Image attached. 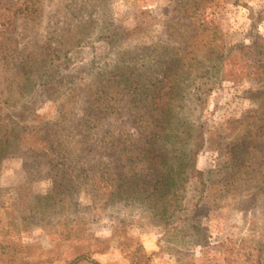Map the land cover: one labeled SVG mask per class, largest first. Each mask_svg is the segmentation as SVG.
Masks as SVG:
<instances>
[{"label":"rangeland","instance_id":"rangeland-1","mask_svg":"<svg viewBox=\"0 0 264 264\" xmlns=\"http://www.w3.org/2000/svg\"><path fill=\"white\" fill-rule=\"evenodd\" d=\"M25 1L0 0V102L8 101L0 114L12 118L34 103L31 119L20 123V149L0 158V240L21 242L35 254L53 251L56 264H69L77 251L62 241L63 230L79 224L113 239L106 254L94 257L100 264H132L137 247L149 264H264V138L254 142L244 124L233 122L264 120V79L234 83L223 76V63L239 46L264 44V0H31L37 12L31 6L15 15ZM115 34L111 45L101 40ZM161 62L162 69L200 64L169 72L197 81L184 89L182 113L207 139L197 162L205 188L193 178L185 191L188 233H169L141 202L120 201L91 183L50 198L54 143L71 152L66 164L80 161L69 175L89 166L92 175L115 162L117 151L103 148L118 141V128L134 146L144 145L140 138L156 124L158 102L141 98L151 99L155 88L160 94ZM51 75L63 80L57 91L46 88ZM115 81L118 113L98 103ZM17 96H24L18 105L11 101ZM91 132L97 135L87 138ZM104 132L112 134L101 143ZM162 143L154 142L151 158L168 156L171 147ZM123 232L129 240L115 237Z\"/></svg>","mask_w":264,"mask_h":264},{"label":"trees","instance_id":"trees-1","mask_svg":"<svg viewBox=\"0 0 264 264\" xmlns=\"http://www.w3.org/2000/svg\"><path fill=\"white\" fill-rule=\"evenodd\" d=\"M31 2V0H26L23 5L16 7L14 14L22 15V13L30 11L32 7V11L37 12ZM114 38L117 40V34L101 36V40L108 42L110 45L114 43ZM193 53L194 50L191 49L190 51H184L182 55L187 57ZM26 64L21 63V72H26ZM194 66H200V64H190L189 66L181 62L178 67L167 66L162 69L161 62V78L156 79L160 86V94L157 96V89L155 88L150 93L151 99L141 98V103L148 101V103L157 104L158 102V108L152 112V116L156 117V124L146 132L145 138H140V141L144 140L146 142L144 145L136 147L133 145L135 141L132 136L127 132H122L123 128H118V141L111 142L107 144V148H103L107 153L112 150L117 151L115 162L102 163L100 169L92 175L89 173L90 166L88 168L81 167L76 174L69 175L68 173L72 169L79 168L80 161L74 166L72 163L66 164L69 159L68 155L71 152L63 150L66 148L64 144L56 146V143H54V147L50 151L53 154L49 158L51 162L49 173L53 183L52 194L49 197L69 195L72 191L82 190L84 186L89 187L91 183L95 187V191H98L100 187H104L110 191L111 197H116L120 201L141 202L155 216L161 218V221L168 228H171L169 233L177 232L183 235L188 233L187 226L192 220V216L185 207V191L187 184L193 178L197 179L201 186L205 188L206 174L198 170L197 162L200 153L207 145V139L203 127L186 119L182 113L185 100L184 89L196 84L197 81H190L184 76H177V72L170 76L169 72L177 68L181 71L186 67L192 68ZM55 69L52 68L51 70L54 72ZM31 70H34L32 66L30 67ZM51 76L53 79L46 85V88L49 91H57L58 87L63 85V80L58 81L53 75ZM223 76L234 83H242L246 77H253L256 80L264 79V44L256 41L251 46H239L237 53L229 56L223 63ZM152 80L153 77L150 76L148 78L150 84L153 83ZM117 87L118 82L115 81L113 86H109L110 92L106 93L107 89L105 88L98 97L100 107L105 108L106 111L116 113L122 111L116 102L113 104V101L119 97ZM23 98L24 96H17L11 98V101L18 105ZM6 103L8 101H1L0 107ZM31 106L27 108L28 106L24 105L14 116L17 117L14 121V117L11 118L8 114H0V158L7 154L17 153L20 149L25 136L24 126L20 123L31 119L33 116L34 103ZM38 119L40 117L37 116L34 122ZM233 122L244 124V133L250 131L254 142L260 143L263 140L264 120L251 115L244 120ZM110 134L112 133L104 132L98 136L99 138L102 137L100 142L104 143L106 138L111 136ZM96 135L97 132H91L86 137L91 138ZM158 140L162 141L165 146L171 147L168 156L165 158H162L160 154L151 158L152 147L155 146L154 142ZM148 158L153 159L152 163L141 164L144 160L146 162ZM147 171L150 172L149 177L146 176ZM63 235L62 241L70 243L69 247L77 251L76 257L69 264H100L94 257L98 254H106L113 241L112 238H97L79 224L69 228L65 227ZM121 236H125L129 240L124 232L122 235L115 234V237ZM188 236L191 238L192 234H188ZM57 245L60 246V244ZM52 253L54 252L35 254L30 246L21 242L0 240V264H56L58 254L52 256ZM149 260L147 254L141 248L137 247L133 252L132 264H149ZM191 262H184L180 259L177 264H195Z\"/></svg>","mask_w":264,"mask_h":264}]
</instances>
